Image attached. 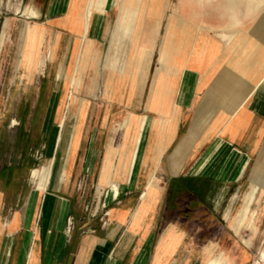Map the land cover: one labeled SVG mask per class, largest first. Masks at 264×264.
<instances>
[{
	"label": "crops",
	"instance_id": "0c3cea01",
	"mask_svg": "<svg viewBox=\"0 0 264 264\" xmlns=\"http://www.w3.org/2000/svg\"><path fill=\"white\" fill-rule=\"evenodd\" d=\"M28 2L32 8L16 12L35 22L21 32V58L15 73L31 85L46 65L44 82L49 89L43 110L32 107L25 113L44 114L46 119L55 116L53 127L46 123L45 130L50 131L61 123L66 127L62 116L79 114L80 109L84 119L76 147L72 143L78 124L61 138L62 146L63 138L68 137L65 154L60 158L59 144V154L53 156L55 163H64L60 172L66 173L65 181L56 177L46 190L19 187L11 192L0 187V264H186L188 259L206 263L219 250V227L225 231L227 223L221 214L223 200L218 206L214 200L222 189H226L225 197L241 189L264 132L263 56H253L258 50L255 47L246 48L251 53L246 60L240 54L241 39L231 44L221 40L217 32L228 25L198 24L172 14L155 62L140 46L142 26L135 27L125 42L128 60L118 74L107 75L102 100L96 104L87 100L76 107L68 93L72 85L59 78L60 72L64 69L70 75L76 59L77 73L83 77L93 53L104 47L103 35L109 36L108 50L114 49L115 9L92 12L86 25L89 0ZM166 8L165 1L161 19H150L162 22ZM174 18L183 27L167 28ZM256 26L248 28L242 23L241 28L251 35ZM7 28L6 19L0 53ZM47 36L49 53L44 58ZM119 48L122 46L115 49ZM145 67L144 88L138 92L136 77ZM92 80H88L87 90L94 84ZM123 107L129 115L120 124L110 123ZM19 109L12 113L18 114ZM139 109L143 115L138 123ZM95 114L99 122H87ZM118 130L122 131L119 151L114 145ZM94 144L95 153L87 155ZM85 174V193L93 186L99 195L109 190L103 205L92 211L87 208V197L78 190ZM159 177L161 184H157ZM251 177L254 179L253 174ZM197 184L214 185L212 209L196 202L190 189ZM183 193L190 196L185 202L176 199ZM167 209L173 213L168 220ZM69 215L74 223L68 240ZM191 238L196 250L187 249Z\"/></svg>",
	"mask_w": 264,
	"mask_h": 264
},
{
	"label": "rangeland",
	"instance_id": "374dc122",
	"mask_svg": "<svg viewBox=\"0 0 264 264\" xmlns=\"http://www.w3.org/2000/svg\"><path fill=\"white\" fill-rule=\"evenodd\" d=\"M165 1L167 5L165 17L162 22L158 23L156 21H159L162 17ZM31 5L28 0H0V34L3 23L6 19L8 20L5 45L0 53V187L5 186L11 192L19 187L46 190L52 179L56 177H58L57 181H65L66 173L60 172L64 163L62 161H56L55 163L53 156L55 159V155L59 154L62 136L64 134L69 135L73 126L78 124L72 143V148L76 147L79 128L84 119L83 109H80L79 114L62 116L66 127H63L61 123L59 127L50 131L48 127L45 130L46 123L48 122L49 126L53 127L56 121L55 116L46 119L47 116L44 114L25 113L26 110L32 107H42L43 110L46 103L45 94L49 89V84L44 82L48 71L46 65L41 69V73L35 76V80L31 85H26L23 78L20 81L19 76L15 73L17 60L21 58L18 53L21 44V32L30 22H35L33 19H26L27 16L16 11L17 9L22 11L26 6L32 8ZM155 8L158 9L157 18L151 17ZM106 9H115L113 27L115 26L116 36H113V42L116 45L115 47L112 45L114 49L108 50L109 36L103 35L101 42L105 44L102 50L93 53L90 66L85 69L83 77H80L78 73L76 74V81L68 90L70 101L75 102L76 107L87 100L93 104L102 100L101 92L107 75L114 72L118 74L123 70L128 60L125 42L135 27L142 26L140 46L146 52L151 53L149 56L150 61L155 62L163 38L162 32L167 25L168 17L172 14H180L188 21L198 24L206 23L214 27L238 26L244 23L248 28H251L257 25L255 28L261 31L262 44L251 37L257 34L254 29L251 36L248 37L247 35L243 39L249 44L246 48L255 47L258 49L253 52V56L258 54L264 58V3L257 0H212L210 2H199V0H89L86 25L89 23L92 12L104 14ZM150 18H154L156 21ZM179 26L183 27L181 20L174 18L167 28L177 29ZM256 36L260 37L258 34ZM235 41L236 39H232L230 43ZM49 44L50 36H47L41 54L44 58L49 53ZM119 46H122V48L116 50L115 48ZM250 54L246 49L241 55L247 60L250 59ZM40 58L37 55L38 65ZM95 58L97 61H95ZM138 69L140 70L139 67ZM147 69L145 67L141 70V76L136 77L138 92H141L144 88L142 77L148 72ZM90 78H93L95 82L87 90L86 87L89 85L88 80ZM38 89H41V91L38 92ZM142 101H144V97L139 99V102ZM138 106H140V103ZM18 107H20L19 113H12V110ZM125 111L123 107L121 114L113 115L110 123L120 124L129 115L128 110ZM142 115L143 111L139 109L136 118L138 123ZM89 121L96 125L99 122V116L97 114L89 116L87 122ZM64 140L63 138L60 158L67 149L64 143H67V141ZM121 140L122 131L118 130L114 136V145L118 151L120 150ZM259 142L260 144L255 148V153L251 157L246 176L240 184L241 189L238 193L236 195L229 194L225 197L226 189L224 194L222 189L214 200L215 206H218L223 200L221 214L225 215L227 220L225 231H221V227H219L220 232H222L220 234L219 250L212 254L206 263L205 260L194 262V260L188 259L185 260L186 264H264V132ZM96 148L95 144L89 146L87 155H93ZM88 164L86 165L88 166ZM90 164L92 165V163ZM58 172L61 174L59 173V175ZM252 174L254 179L251 177ZM87 178L88 175L85 174L79 180L78 190L80 189L81 194L84 193V196L87 197V208L92 211L96 205H103L101 201L109 190L102 191L99 195L97 186H93V189L90 188L85 193V187L88 185ZM161 183H163V180L159 177L157 184ZM213 186L212 184L201 187L197 184L191 186L190 192L194 194L196 202L202 204L203 207L207 206L212 209L211 204L215 197ZM210 187L213 189H210ZM189 197L188 194L184 195L183 193L180 197L176 196V199L185 202ZM226 209H228L227 212ZM172 216V211L167 209V220ZM73 223L74 220L69 215L66 218V224H69L70 228L68 240L73 230ZM190 243L187 245V249L194 247L196 250L195 239L191 238Z\"/></svg>",
	"mask_w": 264,
	"mask_h": 264
},
{
	"label": "bare ground",
	"instance_id": "6f19581e",
	"mask_svg": "<svg viewBox=\"0 0 264 264\" xmlns=\"http://www.w3.org/2000/svg\"><path fill=\"white\" fill-rule=\"evenodd\" d=\"M91 1V0H90ZM95 1V0H94ZM210 2V1H212V0H199V2ZM257 1H259V2H263L264 3V0H257ZM93 2V1H92ZM148 4V3H147ZM95 7V6H94ZM158 9H154V11L152 12V15H151V17H154V18H157L158 17V11H157ZM136 20V19H135ZM135 23V22H134ZM204 28V27H203ZM201 29V28H200ZM224 29H226L225 31H221V32H217V36L221 39V40H223V41H227L229 44H231L230 42H231V40L232 39H236V40H238V39H241V43H242V51L240 52V54H243V52L246 50V46L247 45H249L243 38H245L247 35H245L246 34V32H245V30L244 29H242L241 28V25H238V26H236V25H229V26H227L226 28H224ZM255 31H256V33L258 34V35H260V37L259 36H256L257 34H255V35H253V36H251V35H248V37L249 36H251V37H254L257 41H258V43H261L262 44V37H261V31H260V29H258V28H255L254 29ZM215 31V30H214ZM217 31V30H216ZM30 32H31V35H34V29H30ZM163 33V32H162ZM37 34V33H36ZM124 35V34H123ZM242 35V36H241ZM140 37V36H139ZM137 42H138V40H137ZM136 42V43H137ZM236 51V50H235ZM30 54H31V52H28V58L30 57ZM76 55V54H75ZM95 55V54H94ZM26 56V57H27ZM147 56V55H146ZM243 56V55H242ZM25 57V58H26ZM76 58V57H75ZM80 59V58H79ZM243 59V58H242ZM75 61H76V65L75 66H73V70H72V73L69 75V71H68V74L65 72L64 73V69H62V71L60 72V75H59V78L61 79V80H66L65 82L67 83V81H68V85H73L74 83H75V81H76V74H77V60L76 59H74ZM64 68V67H63ZM129 75H131V74H129ZM61 174V173H60ZM59 174V175H60ZM60 177V176H59ZM151 177V176H150ZM225 193V189H223V194ZM146 198L147 197H144V200H146Z\"/></svg>",
	"mask_w": 264,
	"mask_h": 264
}]
</instances>
